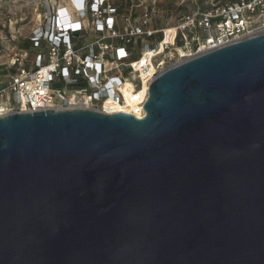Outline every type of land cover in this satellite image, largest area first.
Instances as JSON below:
<instances>
[{"label": "water", "instance_id": "water-1", "mask_svg": "<svg viewBox=\"0 0 264 264\" xmlns=\"http://www.w3.org/2000/svg\"><path fill=\"white\" fill-rule=\"evenodd\" d=\"M143 107L0 117V264H264V33Z\"/></svg>", "mask_w": 264, "mask_h": 264}, {"label": "built area", "instance_id": "built-area-1", "mask_svg": "<svg viewBox=\"0 0 264 264\" xmlns=\"http://www.w3.org/2000/svg\"><path fill=\"white\" fill-rule=\"evenodd\" d=\"M40 8L25 39L32 47L0 49V117L87 109L142 119L149 86L165 70L264 33V0H221L163 27L151 24L153 10L137 16L134 0H45Z\"/></svg>", "mask_w": 264, "mask_h": 264}, {"label": "rangeland", "instance_id": "rangeland-1", "mask_svg": "<svg viewBox=\"0 0 264 264\" xmlns=\"http://www.w3.org/2000/svg\"><path fill=\"white\" fill-rule=\"evenodd\" d=\"M44 1H0V49L3 53L13 47H19V44L35 31L39 23V13L42 11L40 4ZM218 1L221 0H134V5L137 16L141 15L145 8L153 10L151 24L163 27L176 24L182 16L198 7L208 10L211 4Z\"/></svg>", "mask_w": 264, "mask_h": 264}, {"label": "trees", "instance_id": "trees-1", "mask_svg": "<svg viewBox=\"0 0 264 264\" xmlns=\"http://www.w3.org/2000/svg\"><path fill=\"white\" fill-rule=\"evenodd\" d=\"M129 3H130V1H129ZM157 38H160V35H156L155 37L150 38L147 41H149L150 43L153 44V42ZM141 46H142V42L140 40H138L137 42L132 44V47H135V48H140ZM31 47H32V44L28 41H23V42H21V44H19L20 49H30Z\"/></svg>", "mask_w": 264, "mask_h": 264}, {"label": "bare ground", "instance_id": "bare-ground-1", "mask_svg": "<svg viewBox=\"0 0 264 264\" xmlns=\"http://www.w3.org/2000/svg\"><path fill=\"white\" fill-rule=\"evenodd\" d=\"M0 1H3V0H0Z\"/></svg>", "mask_w": 264, "mask_h": 264}]
</instances>
